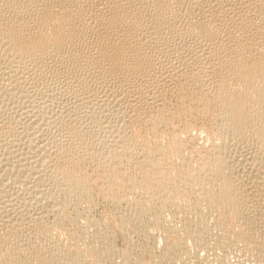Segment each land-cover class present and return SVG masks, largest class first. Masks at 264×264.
Masks as SVG:
<instances>
[{
  "label": "bare ground",
  "instance_id": "1",
  "mask_svg": "<svg viewBox=\"0 0 264 264\" xmlns=\"http://www.w3.org/2000/svg\"><path fill=\"white\" fill-rule=\"evenodd\" d=\"M190 114L210 125L201 166ZM96 190L124 249L89 220ZM169 207L181 235L157 250ZM212 228L264 260V0H0V264H171Z\"/></svg>",
  "mask_w": 264,
  "mask_h": 264
},
{
  "label": "rangeland",
  "instance_id": "2",
  "mask_svg": "<svg viewBox=\"0 0 264 264\" xmlns=\"http://www.w3.org/2000/svg\"><path fill=\"white\" fill-rule=\"evenodd\" d=\"M58 87H60V86H58ZM174 96H172V99H171V97L169 98V102L170 103H174L175 101L174 100H176V98L174 97ZM171 100V101H170ZM195 111V110H194ZM193 117H195V119L193 118ZM181 119H182V117H180ZM191 118V119H190ZM180 119V120H181ZM191 121H190V120ZM199 119H200V121H199ZM203 119H201L198 115H195V114H190V115H188V116H186L185 118H184V123H185V121H187V123H188V125H189V127H190V130H191V132H189V133H191V134H189V137L188 138H186L187 140L185 141L186 142V146H187V148H186V151H185V160L188 158V160L190 161H187V162H189L190 163V165L191 166H196V164H198L197 166H201V164H200V162L203 164L204 162H205V153H203V152H205L206 151V148L207 147H205L206 146V144H208L207 142H206V144H205V141H206V139L204 140V136L206 135V132L203 130V129H206L207 127H209L210 125H208L207 126V121L206 120H203ZM199 122V123H198ZM202 122V123H201ZM207 122V123H206ZM191 123V124H190ZM204 125V126H203ZM201 126V127H200ZM184 127V126H183ZM182 127V128H183ZM192 128V129H191ZM193 129H195V130H193ZM198 129V130H197ZM201 130H203V131H201ZM198 132V133H197ZM204 133V134H202V133ZM204 135V136H203ZM186 136H188V135H186ZM192 138V139H191ZM185 140V139H184ZM166 142V141H165ZM189 146V147H188ZM202 146H204V147H202ZM208 146V145H207ZM188 148H190V149H188ZM191 148H194V149H192L191 150ZM204 148V149H203ZM205 150V151H204ZM190 153H189V152ZM187 152V153H186ZM202 154V155H200V154ZM187 154V155H186ZM192 154V155H191ZM199 154V155H198ZM200 157H198V156ZM192 157L191 158V160H190V157ZM196 156V157H195ZM204 158H203V157ZM198 157V158H197ZM202 157V158H201ZM89 159V160H88ZM196 159V160H195ZM198 159V160H197ZM203 159V160H202ZM83 160V159H82ZM84 160H86L85 161V163H84V161L82 162V166H83V168H84V166H85V168H86V170L87 171H91L92 173L93 172H95L96 171V163H95V161L93 160V159H91L90 160V158H84ZM93 160V161H92ZM141 161H143V159L141 158L140 159ZM139 160V161H140ZM185 160H183V161H185ZM193 160H195V161H193ZM202 160V161H201ZM180 161H182V160H180ZM180 161H178V162H180ZM193 163H192V162ZM197 161V162H196ZM204 161V162H203ZM92 162V163H91ZM175 162H176V160H175ZM186 162V163H187ZM85 165H84V164ZM138 164H142V163H139V162H137ZM136 164V163H135ZM137 164V165H138ZM195 164V165H194ZM200 164V165H199ZM87 166V167H86ZM91 166H93V167H91ZM84 168V169H85ZM88 168H89V170H88ZM94 168V169H93ZM135 169H136V165H135V167H134ZM134 169V174L140 179L141 178V176H139L140 174H138L137 172L138 171H136ZM90 172V173H91ZM208 182H211L210 180L209 181H206V185L205 186H210L211 185V183H208ZM210 184V185H209ZM97 195H99V191L97 192V190L95 191V193H94V201L92 202V206H91V208H90V211H92L90 214H89V220L91 219V220H93V221H95V222H97V224L98 223H100V224H98V226L99 225H101V226H99V227H103V226H108V224H109V226H108V228L111 230V232L112 233H114V235H115V238H116V247L118 248V249H124V248H126L127 246V244L128 243H125V242H127L126 241V239H123L124 237H123V235H121V228L122 227H120V225H121V215H122V212H123V210H121L120 208H117V207H115L114 205H112V204H110V203H108V202H105V200L99 195V196H97ZM57 198H58V196H57ZM52 200H53V202H54V199L53 198H51ZM52 200H49L50 201V203L52 202ZM102 200H104V201H102ZM49 201L47 200L46 201V203H48L47 204V207L45 206V208L47 209V210H50V209H52L51 207V204L49 203ZM75 202H72L71 204H73L74 206H76L75 204H74ZM110 204V205H109ZM51 207H50V206ZM73 205H71V206H73ZM69 207V208H74V206L73 207ZM82 206V205H81ZM151 206V205H150ZM102 207V208H101ZM44 210V214H43V219H46V220H44V221H46L47 222V224L48 223H50V225L51 226H56V223L58 224V222H61V218H62V216H61V214L58 216L57 214H54V213H52L51 212V214L50 213H48V211L47 210ZM92 209V210H91ZM70 210H73V209H70ZM47 211V212H46ZM74 211V210H73ZM89 211V212H90ZM95 211V212H94ZM122 211V212H121ZM174 211V209L173 208H171V207H169L168 208V210L165 212L166 213V219H167V221H169V222H166V225L165 226H158V225H150V236H154V239H155V241L157 242V246H156V248H158L157 250H161L163 247L165 248L166 246H167V243L169 242V241H173V239L174 240H176V241H178L179 240V235H181L180 234V232L179 231H170V235L171 236H175L174 238H171V236L169 235V236H164V230H163V228L164 227H168L169 226V228H180L181 226H182V224H183V215L181 214V213H175V211ZM129 213H131L130 214V219L131 218H133V214H132V212H129ZM150 213V214H149ZM149 215H148V217H150L151 215H152V213H153V207L150 209V211H149ZM177 214V215H176ZM49 215V216H48ZM57 215V216H56ZM46 216V217H45ZM174 216V217H173ZM54 217H55V219H54ZM60 217V218H59ZM92 217V218H91ZM147 217V216H146ZM147 217V219H149ZM173 217V218H172ZM176 218V219H175ZM50 221H49V220ZM95 219V220H94ZM173 221H172V220ZM98 220V221H97ZM107 220V221H106ZM182 220V221H181ZM105 221V222H104ZM179 221V222H178ZM52 222V223H51ZM175 222H176V224H175ZM54 223V224H53ZM69 223V222H68ZM66 223L65 225H62V224H59L57 227V232H60V233H64V232H66V231H68V228H69V230L70 231H74V230H76V228H77V225L76 224H79L80 223V221H78V223H73V222H71V223ZM107 223V224H106ZM104 224V225H103ZM96 226V225H95ZM94 226V227H95ZM155 226H157V228L155 227ZM178 226V227H177ZM94 227H91V228H87V230L88 231H91V233L93 232V231H95V229H96V227L94 228ZM111 227V228H110ZM120 227V228H119ZM154 227V228H153ZM65 229H67L66 231H65ZM74 229V230H73ZM154 229V230H153ZM213 229V228H212ZM151 230H152V232L154 233H152L151 232ZM174 230V229H173ZM215 229H213L212 230V232L214 231ZM62 231V232H61ZM162 232V233H161ZM177 232V233H176ZM152 233V234H151ZM217 233V231H214L213 232V236H211V237H209L206 241V246H203V248H201L202 246H200V244H198V243H194L192 240H188V242H187V244H186V248L184 249V250H182V252L180 253L181 254V256H180V258L178 259V260H176V262H174V263H171V264H179V263H185V262H187L188 264L190 263V264H210V261H211V263H213V264H216L217 262H215L214 260H215V258L214 257H216V255L219 257H223L224 259H226L225 257H228L227 259H226V263L227 264H264V260L262 261V260H260V261H258V258H256L255 260L253 259V256H251V255H248V251H245V249H241L240 248V246L237 244V245H234V244H231L230 243V241L229 242H227V243H225L224 244V246H221L220 247V245H218V243H217V239H215L216 237H215V234ZM135 234V235H134ZM156 234V235H155ZM173 234H175V235H173ZM179 234V235H178ZM62 235V234H61ZM65 235V236H64ZM134 235V236H133ZM162 235V236H161ZM64 236V237H63ZM66 233L65 234H63L62 235V237H63V239H65V241H68V240H66L67 238H66ZM157 236V237H156ZM130 237H132V238H130V243H132V245H133V247L135 248L134 249V255H135V258H136V260L138 261L139 259H142V261L145 259L146 260V258H148V256L143 252V248H144V246H143V244L145 245L146 243L145 242H147V240L149 241L150 240V238L148 239L147 237H144V236H139V234L138 233H131V235H130ZM140 237V238H139ZM169 237H170V239H169ZM139 238V239H138ZM141 238H143V239H141ZM145 238H147V240H144ZM214 238V239H213ZM135 241H134V240ZM141 239V240H140ZM157 239V240H156ZM161 239V240H160ZM169 241H168V240ZM216 240V241H215ZM87 241L88 240H82V241H80L79 243V245L81 246L82 245V247L83 246H85V245H88V243H87ZM168 241V242H167ZM190 241V242H189ZM136 242V243H135ZM162 242V243H161ZM84 243V244H83ZM86 243V244H85ZM194 243V244H193ZM230 243V244H229ZM165 244V245H164ZM192 244V245H191ZM135 245V246H134ZM142 245V246H141ZM225 245H226V247H225ZM231 245H233V247L231 246ZM231 246V248H227V247H230ZM234 246H235V248H234ZM237 246H239V248H237ZM223 248V249H222ZM227 250H226V249ZM140 250V251H138V250ZM193 249V250H192ZM210 249V250H209ZM232 249V250H231ZM233 249H235V250H233ZM237 249H239V250H237ZM202 250V251H201ZM243 250V251H242ZM189 251V252H188ZM234 253H233V252ZM143 252V253H142ZM236 252V253H235ZM238 252H240V253H238ZM141 253V254H140ZM187 253H188V255H187ZM196 253V254H195ZM199 253V254H198ZM211 253V254H210ZM217 253V254H216ZM190 254V255H189ZM247 254V255H246ZM186 255V256H185ZM197 255V256H196ZM200 255H201V258H199L200 257ZM225 257H224V256ZM227 255V256H226ZM230 257H229V256ZM137 256H138V258H137ZM188 256H190V257H188ZM193 256V257H192ZM251 256V257H250ZM207 257V258H206ZM211 257V258H210ZM217 257V258H218ZM216 258V259H217ZM211 259V260H210ZM213 259V260H212ZM117 260H119V261H117ZM117 260H116V262L118 263V264H120L119 262L121 261V259L118 257L117 258ZM187 260V261H186ZM191 260V261H190ZM228 260V261H227ZM189 261V262H188ZM193 261V262H192ZM195 261V262H194ZM217 261V260H216ZM218 264V263H217Z\"/></svg>",
  "mask_w": 264,
  "mask_h": 264
}]
</instances>
